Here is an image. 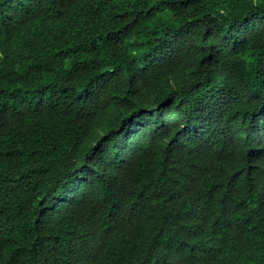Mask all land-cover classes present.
<instances>
[{
	"label": "trees",
	"instance_id": "1",
	"mask_svg": "<svg viewBox=\"0 0 264 264\" xmlns=\"http://www.w3.org/2000/svg\"><path fill=\"white\" fill-rule=\"evenodd\" d=\"M0 264H264V0H0Z\"/></svg>",
	"mask_w": 264,
	"mask_h": 264
}]
</instances>
